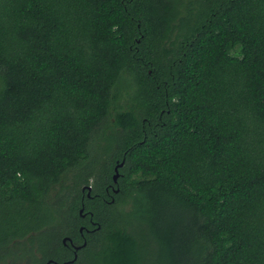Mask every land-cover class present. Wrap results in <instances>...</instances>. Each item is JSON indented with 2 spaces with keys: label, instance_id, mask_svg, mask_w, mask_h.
Returning a JSON list of instances; mask_svg holds the SVG:
<instances>
[{
  "label": "trees",
  "instance_id": "16d2710c",
  "mask_svg": "<svg viewBox=\"0 0 264 264\" xmlns=\"http://www.w3.org/2000/svg\"><path fill=\"white\" fill-rule=\"evenodd\" d=\"M0 264H264V0H0Z\"/></svg>",
  "mask_w": 264,
  "mask_h": 264
},
{
  "label": "water",
  "instance_id": "95a60500",
  "mask_svg": "<svg viewBox=\"0 0 264 264\" xmlns=\"http://www.w3.org/2000/svg\"><path fill=\"white\" fill-rule=\"evenodd\" d=\"M115 170H116V168H115ZM116 176L114 175V178H115ZM76 256H74V258H75Z\"/></svg>",
  "mask_w": 264,
  "mask_h": 264
}]
</instances>
